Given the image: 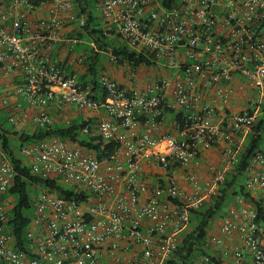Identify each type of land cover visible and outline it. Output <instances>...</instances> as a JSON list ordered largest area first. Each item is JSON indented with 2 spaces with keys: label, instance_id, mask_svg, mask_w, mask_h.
Masks as SVG:
<instances>
[{
  "label": "built area",
  "instance_id": "built-area-1",
  "mask_svg": "<svg viewBox=\"0 0 264 264\" xmlns=\"http://www.w3.org/2000/svg\"><path fill=\"white\" fill-rule=\"evenodd\" d=\"M178 1L166 8L161 0H95L104 28L151 54L161 71L140 87L132 70L130 89L103 76L100 97L52 54L62 43H82L68 36L85 27L75 0H0V72L24 75L15 93L35 110L32 117L19 105L10 124L32 119L55 128L50 110L71 107L89 115L63 126L76 121L80 137L117 145L104 160L71 137L19 147L31 173L51 183L31 187L26 249L11 230L17 173L0 145V264H166L193 212L220 195L240 163V133L248 136L264 105V0ZM76 60L82 65L83 54ZM219 144L220 164L200 177L205 153ZM244 185L264 199V139ZM258 217L257 207L236 196L194 264H264Z\"/></svg>",
  "mask_w": 264,
  "mask_h": 264
},
{
  "label": "trees",
  "instance_id": "trees-1",
  "mask_svg": "<svg viewBox=\"0 0 264 264\" xmlns=\"http://www.w3.org/2000/svg\"><path fill=\"white\" fill-rule=\"evenodd\" d=\"M166 8H171L178 4V0H161ZM76 9L80 12L78 16L85 15V27L80 32H69L70 38L78 37L82 43L67 46L68 55L74 56L75 60L79 54H83V69L86 71L80 77V82L84 86H91L92 91L103 97L105 91L99 85L101 72L99 64L107 54L118 66L129 67L135 71L139 68H156L157 60L149 53H138L135 50L122 44L119 39L104 28L103 21L98 15L95 6V0H75ZM111 33V34H110ZM94 43L96 49L91 46ZM180 117V116H178ZM10 124L8 116L0 115V145L8 153L16 170V178L13 187L10 189V195L14 196L16 203L11 210V230L16 237L17 246L26 249L25 230L31 220V194L33 185L43 184L51 185L50 182H42L37 176L31 173L30 167L25 163L24 158L19 155L18 149L23 144H31L46 136L57 135L63 138L71 137L83 146H87L97 151L100 160L109 158L115 153L117 145L111 143H95L94 139L80 137L76 133L78 128L76 121H73L71 127L58 126L55 128L38 129L32 134H21L19 143L14 144L10 136L3 131L5 126ZM264 139V105L261 113L252 128L245 149L240 153V163L233 170L231 176H228L226 183L220 191V195L215 197L211 202L206 203L202 208L192 214L191 225L193 229L183 235L182 242L174 259L166 264H194L195 260L205 250L206 237L211 229L213 222L220 216L224 207L230 202L232 197L243 196L250 201L259 210L258 222L264 227V199L257 200L246 190L244 182L247 179L250 160L253 154L258 150ZM67 197H79V194L71 190L58 188Z\"/></svg>",
  "mask_w": 264,
  "mask_h": 264
},
{
  "label": "crops",
  "instance_id": "crops-1",
  "mask_svg": "<svg viewBox=\"0 0 264 264\" xmlns=\"http://www.w3.org/2000/svg\"><path fill=\"white\" fill-rule=\"evenodd\" d=\"M52 54L61 58L60 61L68 74L77 78L85 74L86 71L83 69V66L78 64L74 56L68 55V49L67 46L64 45V43H62L60 46L54 47L52 50ZM24 83L25 78L21 72H17L7 77L3 76V74L0 72V115L10 117L11 115L18 113L17 107L20 105L22 108H26L27 110H29L31 116L33 117V115L35 114V110L30 107L24 96L15 93L16 88L22 86ZM4 99H7L9 102L7 105H3L2 102ZM69 108L61 111L53 107L50 110L54 122V127L63 126L65 119L69 117L73 120L77 119V117L74 116L75 113H73L71 107ZM38 129L40 128L36 126L33 120L28 119L24 121L19 127H14L12 124H9L8 126L4 127L3 131H6L14 144H18L20 142L19 136L21 134H32ZM222 147L223 144H219L217 145V147H214L213 149L205 153L204 168L200 172V177L205 178L207 176L206 167L208 165L220 164V154ZM218 148L220 149V152L218 151Z\"/></svg>",
  "mask_w": 264,
  "mask_h": 264
},
{
  "label": "rangeland",
  "instance_id": "rangeland-1",
  "mask_svg": "<svg viewBox=\"0 0 264 264\" xmlns=\"http://www.w3.org/2000/svg\"><path fill=\"white\" fill-rule=\"evenodd\" d=\"M99 69L101 72L100 78L103 76H107L113 79L114 81L118 82L124 88L130 89L129 87L131 84L130 75H131L132 70L129 67L116 65V63L106 54L99 64ZM135 73L138 76V79H139L138 82L141 87L147 81L155 79L158 76V74L161 73V71L158 70L157 68H139L138 70H135ZM80 77H78V79H80ZM71 110L73 111V113H75L74 116L77 117L76 120L82 117H85V116L88 117L89 115V111L79 112L75 108H71ZM90 116L92 115L90 114ZM248 136L246 137L245 133H240V138H239L240 153L245 149V144L248 140ZM218 151L220 152L219 148H218ZM232 173L233 171H231V173H229L228 176H231ZM234 199L235 198L232 197L230 199V202L234 201ZM215 221L213 222V224L215 223ZM192 229H193V226H190L189 231H191ZM212 229H213V226H212Z\"/></svg>",
  "mask_w": 264,
  "mask_h": 264
}]
</instances>
